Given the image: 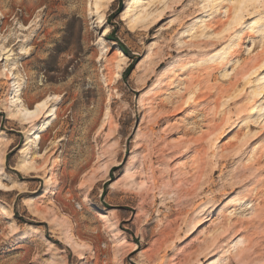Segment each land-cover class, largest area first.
<instances>
[{
  "label": "rangeland",
  "instance_id": "rangeland-1",
  "mask_svg": "<svg viewBox=\"0 0 264 264\" xmlns=\"http://www.w3.org/2000/svg\"><path fill=\"white\" fill-rule=\"evenodd\" d=\"M126 2L0 0V55L10 52L0 63V185L16 189L0 186V264H81V254L87 264H199L206 239L220 240L223 252L204 264H264V8ZM237 12L241 24L218 37ZM189 85L197 102L184 103ZM149 99L156 110L142 124L139 102ZM41 104L53 117H24ZM193 140L198 151L179 159ZM54 161V186L44 193ZM62 222L80 252L65 245ZM197 223L200 232L183 241ZM11 224L34 233L18 240ZM242 238L248 250L237 260Z\"/></svg>",
  "mask_w": 264,
  "mask_h": 264
},
{
  "label": "bare ground",
  "instance_id": "bare-ground-1",
  "mask_svg": "<svg viewBox=\"0 0 264 264\" xmlns=\"http://www.w3.org/2000/svg\"><path fill=\"white\" fill-rule=\"evenodd\" d=\"M137 3L138 2V0H127V4H134V3ZM239 7H236V9L239 11V9H238ZM130 17V13H127L126 15H125V18H129ZM242 15H240V17L237 19V17L235 16L234 18H232L231 19V21L229 22V23H227V24H225L224 26H222V29L217 33V36L219 37L220 35V37H222V35H223V33H227V34H229V32L228 31H230L232 28H233V26H235V25H240L241 24V21H242ZM259 26V22H253V27H258ZM109 31L107 30L106 32H105V34H104V36H106V34L108 33ZM229 41V40H228ZM211 42V41H210ZM208 44V43H207ZM212 44V43H211ZM211 44H208V45H211ZM206 46V45H205ZM212 46V45H211ZM210 47V46H209ZM205 49V48H204ZM203 48H201L200 50L201 51H198L197 52V54L198 55H196L194 58L195 59H200V57L203 55L202 53H203V51H206V50H204ZM2 50V52H3V55H7V54H9L10 52L8 51V49L7 48H2L1 49ZM200 54H202V55H200ZM2 54L0 55V63H2L3 61L1 60V58H2V56H3ZM116 55H117V57H119L120 58V60H126L127 59V56L122 52V51H119V50H117V52H116ZM215 56H219V52H217L216 53V55ZM116 57V58H117ZM110 67H112V69H114L115 70V67H118V69H120V62H118V59H117V61L116 60H113V61H111L110 62ZM181 68L182 69H186L184 66H182L181 65ZM166 73V72H165ZM164 73V74H165ZM163 74V75H164ZM165 75H168V72L165 74ZM174 75H176L177 76V73H174ZM13 77V76H12ZM12 77L9 75V76H7L6 78H7V80L8 81H12L13 79H12ZM163 76H161V79L160 80H164V78H162ZM165 77V76H164ZM162 84V83H161ZM159 86V85H158ZM192 85H189V86H187V91H188V94H189V99L186 101V102H184V103H188L189 101H192V100H195L196 101V99H194V96H195V92L194 91H192ZM152 90V89H151ZM228 90V89H227ZM222 92V91H221ZM150 91H146V94L143 96V99H146V98H149V95H150ZM228 93H230L229 92V90L226 92H222V94H220L221 96H222V99H224V98H226L225 97V95L226 94H228ZM197 95V94H196ZM212 95V94H211ZM196 97V96H195ZM199 98V97H198ZM197 98V99H198ZM206 98V97H205ZM228 98H229V96H228ZM264 98V97H263ZM202 99V98H201ZM219 99H221V97H219ZM218 99V100H219ZM11 99H9V101H10ZM200 100V99H199ZM198 101V100H197ZM196 101V102H197ZM201 102V101H200ZM218 102V101H217ZM153 100L152 99H149V100H140V102H139V108H141L143 111H144V113H145V115H144V121L142 122V124L146 121L147 122V120L148 121H150L151 120V118H152V112H153V110H156V107H154L153 106ZM188 106V105H187ZM253 110H255L256 112H259V111H261V106L260 107H254L253 108ZM25 112H26V115L24 116L27 120H32V121H36V120H41V122L42 121H46V119H49V118H51V117H53V115H54V113H55V109L54 108H48V106H47V104H41V106L39 105L38 107H37V111L36 112H33V113H29L30 111H28V110H24ZM23 111V112H24ZM45 112V113H44ZM148 112V113H147ZM155 117H157V116H155ZM155 120V119H154ZM41 122H38V123H36L33 127L35 128L34 130H33V132L29 135H27L26 137V141H25V143L23 144L24 145V147H29L32 143H33V141H34V139H33V137L38 133V131H39V129L41 128ZM36 130H38V131H36ZM224 131V127L223 128H220V129H218L215 133H222ZM30 133V132H29ZM143 134V129H142V127L140 126L139 127V136L140 135H142ZM145 135H146V133H145ZM144 135V136H145ZM143 137V136H142ZM144 138V137H143ZM200 141H201V139H200ZM217 143H221V140L218 138V141H217ZM247 143H249V142H247ZM247 143L245 142V145L247 146ZM199 146H198V140H193V142H192V144H191V148H188L187 150H184V152H182L181 154H180V156H179V159H184L185 157L187 158L189 155H191V153H193V152H195V151H198V148ZM195 148V149H194ZM201 149V148H200ZM233 148L232 147H229V148H226V149H223V150H225L226 151V153L230 150H232ZM264 149V148H263ZM234 150V149H233ZM262 150V149H261ZM23 152H24V156H25V154H27L28 153V148H24L23 149ZM198 153V152H197ZM202 153V152H201ZM231 153V152H230ZM264 154V151H261V152H258L257 153V155H263ZM256 155V156H257ZM259 157V156H258ZM254 158L256 159V157L254 156ZM256 160H258V159H256ZM261 162H259V164H260ZM57 166H58V164H57V161H54L53 162V165H52V168L51 169H49V172H48V176H47V180H46V182H45V185L44 186H42V189H43V192L44 193H47V192H49V191H51L52 189H53V184H54V180H55V176H56V169H57ZM118 166V165H117ZM117 166H112L111 168L112 169H115V168H117ZM182 167H180V163L179 162H177L175 165H173L172 166V168L170 169V171L172 172V173H176V172H180V169H181ZM252 168H254V167H252ZM25 170L27 171L28 170V166L26 165V164H23L21 167H19L18 168V172L19 173H24L25 172ZM250 170V169H249ZM248 170V171H249ZM253 170V169H252ZM252 170H250V171H252ZM255 170V169H254ZM253 170V171H254ZM109 171H110V168H109ZM250 171H249V174H250ZM252 171V172H253ZM242 174V173H241ZM246 174V173H245ZM247 174H248V172H247ZM235 178L234 179H243L244 177L246 178L247 177V175H240V174H238V175H236V176H234ZM249 177V176H248ZM250 178V177H249ZM248 178V179H249ZM247 179V180H248ZM250 180V179H249ZM180 182V181H179ZM252 182V181H251ZM181 183V182H180ZM262 183V182H261ZM2 188H3V190H1V191H4L5 193H13L14 191H16V189L15 188H12V187H8V186H6V185H0ZM249 186V185H248ZM181 188V187H180ZM247 188V187H246ZM87 196V195H86ZM87 205H91V202L90 201H88V202H85ZM255 209H258L256 206H255ZM253 210H254V208H253ZM35 212H38L39 214L41 213V214H43L42 213V210H40V209H37ZM8 214H10V213H8ZM6 216V215H5ZM8 218H10V216L8 215ZM97 218L102 222V221H104L105 223L107 222V224H109L108 223V221H110L111 219H110V216L108 215V214H104V213H98L97 214ZM52 221V223L53 224H57V221H56V219L55 220H51ZM50 224H51V222H50ZM52 224V225H53ZM59 225V232L61 231L62 232V235H64V240H65V245L69 248V249H71L73 252L75 251H79L80 249H81V246L76 242V240H74V238H73V236L70 234L71 233V230H70V228H69V225H68V223L67 222H62V223H60V224H58ZM111 226V225H110ZM58 227V226H57ZM202 227V223H197V224H195L194 225V227H193V230H192V232H189L186 236H185V238L183 239V241H185L186 239H188V238H192L193 236H195V235H197L200 231V228ZM11 229V231L13 232V234H15L17 237H18V240H24V239H28V238H31L32 237V235H33V233L34 232H32V230H27V231H19L18 230V228L16 227V226H14L13 224H11L10 225V228H9V230ZM115 228H113V230H114ZM221 230H223V232H228V229L226 228V226H222L221 228H220ZM34 230V229H33ZM60 232V233H61ZM119 236V235H118ZM247 239L248 238H242L241 239V241H238V242H236L235 243V245H234V248H235V255L237 256V254H239V253H244L246 250H248L247 248L246 249H243L241 246L242 245H244L245 244V242L247 241ZM196 240V239H195ZM210 240V239H209ZM41 241L42 242H47V243H50V245H52L53 246V244L50 242V240H48L47 239V237H45V236H41ZM250 245H251V243H250ZM199 248H201V249H204L203 251V253H201V254H199V256H196L195 257V261L197 262V263H199V264H204V263H206V262H209V260H210V258L212 257V253L214 254V252L216 251V250H218L219 252H223V250H221L222 249V245H221V241L220 240H218V239H215L214 241H208L207 239L206 240H204V241H202V242H200V243H198V249ZM248 248H250V247H248ZM197 249V250H198ZM181 251V250H180ZM183 251V250H182ZM80 252V251H79ZM196 253L198 252V251H195ZM81 254V253H80ZM183 254V252H178L177 254H176V256H178V255H182ZM80 256V255H79ZM84 255H82L81 254V256H80V260H82V262H81V264H87V262L85 261V257H83ZM172 259V258H171ZM170 259V260H171ZM192 259H193V257H192ZM192 262V260L191 259H187L186 260V263L187 264H190ZM215 264H219V262L218 263H215ZM222 264V263H221ZM227 264V263H226Z\"/></svg>",
  "mask_w": 264,
  "mask_h": 264
},
{
  "label": "snow or ice",
  "instance_id": "snow-or-ice-1",
  "mask_svg": "<svg viewBox=\"0 0 264 264\" xmlns=\"http://www.w3.org/2000/svg\"><path fill=\"white\" fill-rule=\"evenodd\" d=\"M157 2L159 3H164V0H149V7L152 5L156 4ZM232 6L239 7L241 10H243L245 7L249 6H260L261 8H264V0H232ZM147 11V9H145ZM241 12L236 13L237 19L240 17ZM248 219H253V215H250L247 217ZM231 255V253H229ZM242 253L237 254V260L240 259V256Z\"/></svg>",
  "mask_w": 264,
  "mask_h": 264
}]
</instances>
